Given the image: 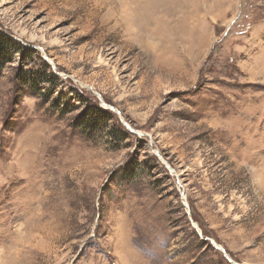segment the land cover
<instances>
[{
  "label": "rangeland",
  "instance_id": "obj_1",
  "mask_svg": "<svg viewBox=\"0 0 264 264\" xmlns=\"http://www.w3.org/2000/svg\"><path fill=\"white\" fill-rule=\"evenodd\" d=\"M0 33V264H264V0H0Z\"/></svg>",
  "mask_w": 264,
  "mask_h": 264
},
{
  "label": "trees",
  "instance_id": "obj_2",
  "mask_svg": "<svg viewBox=\"0 0 264 264\" xmlns=\"http://www.w3.org/2000/svg\"><path fill=\"white\" fill-rule=\"evenodd\" d=\"M10 43H12L10 38H8L7 36H5L2 33H0V58L5 56V53L2 52V48L1 47L4 48L5 45H8ZM96 119H97V117H96ZM93 122H96V120H94Z\"/></svg>",
  "mask_w": 264,
  "mask_h": 264
}]
</instances>
